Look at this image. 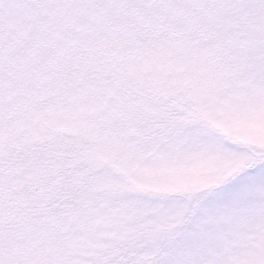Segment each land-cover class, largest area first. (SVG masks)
Returning <instances> with one entry per match:
<instances>
[{
	"label": "snow or ice",
	"instance_id": "1",
	"mask_svg": "<svg viewBox=\"0 0 264 264\" xmlns=\"http://www.w3.org/2000/svg\"><path fill=\"white\" fill-rule=\"evenodd\" d=\"M0 264H264V0H0Z\"/></svg>",
	"mask_w": 264,
	"mask_h": 264
}]
</instances>
